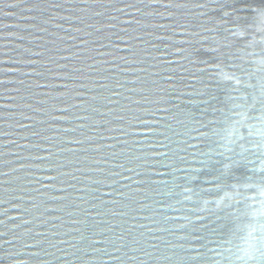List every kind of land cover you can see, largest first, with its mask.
<instances>
[{
  "label": "water",
  "instance_id": "water-1",
  "mask_svg": "<svg viewBox=\"0 0 264 264\" xmlns=\"http://www.w3.org/2000/svg\"><path fill=\"white\" fill-rule=\"evenodd\" d=\"M0 264H264V0H0Z\"/></svg>",
  "mask_w": 264,
  "mask_h": 264
}]
</instances>
